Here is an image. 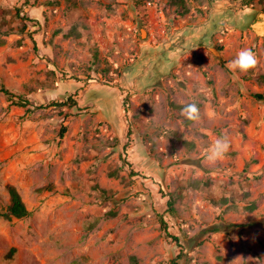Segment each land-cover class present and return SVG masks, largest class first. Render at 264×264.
I'll return each mask as SVG.
<instances>
[{
  "label": "rangeland",
  "instance_id": "rangeland-1",
  "mask_svg": "<svg viewBox=\"0 0 264 264\" xmlns=\"http://www.w3.org/2000/svg\"><path fill=\"white\" fill-rule=\"evenodd\" d=\"M183 3L0 0V264H264V0ZM6 184L27 217L1 216Z\"/></svg>",
  "mask_w": 264,
  "mask_h": 264
},
{
  "label": "trees",
  "instance_id": "trees-1",
  "mask_svg": "<svg viewBox=\"0 0 264 264\" xmlns=\"http://www.w3.org/2000/svg\"><path fill=\"white\" fill-rule=\"evenodd\" d=\"M170 1L174 4H179L182 6L184 5L183 0H170ZM249 1L250 0H246V2H249ZM25 4H28V3L26 2ZM15 15L19 18L21 17L22 20H28V21H34V22L36 21V19L29 17V15L25 13L19 14L18 10L15 12ZM7 23H9V20H6L5 18L3 19L2 17L0 20V34L1 35H7L8 33L11 32V30H13V28L10 26L8 27L7 30H2L3 26L8 25ZM25 26L26 24L21 25L18 30L23 32L25 30ZM3 43H4V40L0 38V45ZM1 91L6 96V98L10 100L12 104L14 105L21 106V107H28V110L30 111H33L37 108H43V105L33 104L32 101H30L28 98L22 95H19L16 97L14 93L10 92L6 88L1 89ZM256 96H259V94H256ZM67 100H71L70 95L66 97V101ZM66 101L60 102L59 105L69 104ZM65 131H66V126L61 125L60 130H59V136L62 137ZM5 188L8 193V203L6 205L5 211L1 213V216L7 220H11L12 218L21 219V218L27 217L29 215V211L26 208V205L24 201L22 200L21 195L18 192L17 188L13 184H6ZM100 191H101V194H103V196H106L107 194H109L108 191L105 189H100ZM173 203H174V199L170 197L167 200V208H168L167 210L170 212L174 211ZM111 214H114V213L111 212ZM158 219H159L160 228L163 231L164 235L166 237L168 236L171 237L173 240H177V237L169 235L166 221L164 220L161 214L158 215ZM9 253L11 254L12 250ZM171 263L178 264L175 260H172Z\"/></svg>",
  "mask_w": 264,
  "mask_h": 264
},
{
  "label": "clouds",
  "instance_id": "clouds-1",
  "mask_svg": "<svg viewBox=\"0 0 264 264\" xmlns=\"http://www.w3.org/2000/svg\"><path fill=\"white\" fill-rule=\"evenodd\" d=\"M258 60L256 54L251 49H241L236 57L229 62L227 67L230 71L248 72L257 66ZM181 115L187 120L198 122L200 120V110L196 103L186 104L181 109ZM230 149V141L226 134H221L214 141L207 159L210 163L223 159Z\"/></svg>",
  "mask_w": 264,
  "mask_h": 264
},
{
  "label": "water",
  "instance_id": "water-1",
  "mask_svg": "<svg viewBox=\"0 0 264 264\" xmlns=\"http://www.w3.org/2000/svg\"><path fill=\"white\" fill-rule=\"evenodd\" d=\"M255 17L257 20L256 22L252 23L250 27L257 36L264 37V12H257Z\"/></svg>",
  "mask_w": 264,
  "mask_h": 264
},
{
  "label": "flooded vegetation",
  "instance_id": "flooded-vegetation-1",
  "mask_svg": "<svg viewBox=\"0 0 264 264\" xmlns=\"http://www.w3.org/2000/svg\"><path fill=\"white\" fill-rule=\"evenodd\" d=\"M262 12H264V11H262ZM256 17L254 16L253 18H252V20L250 21V23H249V28L252 30V28L250 27V25L252 24V23H254V22H256ZM253 31V30H252ZM254 32V31H253ZM255 34V33H254ZM261 38H263L264 39V37H262L261 36Z\"/></svg>",
  "mask_w": 264,
  "mask_h": 264
},
{
  "label": "bare ground",
  "instance_id": "bare-ground-1",
  "mask_svg": "<svg viewBox=\"0 0 264 264\" xmlns=\"http://www.w3.org/2000/svg\"><path fill=\"white\" fill-rule=\"evenodd\" d=\"M144 33V32H143Z\"/></svg>",
  "mask_w": 264,
  "mask_h": 264
}]
</instances>
